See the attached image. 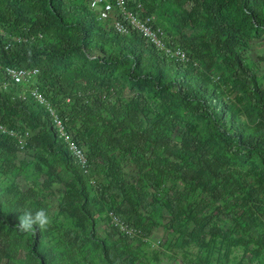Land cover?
<instances>
[{
    "label": "trees",
    "instance_id": "16d2710c",
    "mask_svg": "<svg viewBox=\"0 0 264 264\" xmlns=\"http://www.w3.org/2000/svg\"><path fill=\"white\" fill-rule=\"evenodd\" d=\"M89 1L0 0V83L38 69L88 159L26 88L0 92V264H264V86L246 55L264 50V0H126L185 60ZM38 208L46 228H15ZM110 212L168 237L160 250L129 240Z\"/></svg>",
    "mask_w": 264,
    "mask_h": 264
},
{
    "label": "built area",
    "instance_id": "2783aa9c",
    "mask_svg": "<svg viewBox=\"0 0 264 264\" xmlns=\"http://www.w3.org/2000/svg\"><path fill=\"white\" fill-rule=\"evenodd\" d=\"M89 5L91 6V11L98 16L100 21L109 22L111 27L117 32L121 34H128L130 31L129 29L133 28L141 33L145 39L157 48L164 50L167 53H171L173 56L179 57L181 60H185V54L180 50L172 52V50L167 47L164 34H158L159 31H155L151 26V22L154 21V18L148 17L146 20L140 19L136 13L127 8L126 0H90ZM14 41L20 42L21 39L14 38ZM6 75L7 80L0 83V92L5 91L11 83H15L23 87L27 86V90L32 97H34L41 106L49 110L54 122L62 132V136L64 137L70 152L73 153L78 163L85 168L88 161L87 156L76 146L72 136L67 134L65 127L58 116V111L54 109L51 100L44 97L38 91L37 85L33 86L34 81L37 80L39 75V70L7 68ZM68 102H70V100H68ZM0 131L2 133L7 132V130L3 127H0ZM13 134L14 133L12 132L11 135ZM20 143L22 145L21 148H23L25 140L20 139ZM108 217L110 219V225L116 229L119 234L123 235L127 239H139L146 244L152 243L153 238L151 234L146 233L135 225L124 222L114 212H110Z\"/></svg>",
    "mask_w": 264,
    "mask_h": 264
},
{
    "label": "rangeland",
    "instance_id": "374dc122",
    "mask_svg": "<svg viewBox=\"0 0 264 264\" xmlns=\"http://www.w3.org/2000/svg\"><path fill=\"white\" fill-rule=\"evenodd\" d=\"M88 8L91 10V6L88 4L87 5ZM190 9V7H188ZM259 43H256L255 46H253L251 48V50L247 51L246 55L247 57H249V59L251 61L254 62V64L257 65V67L259 68V77H260V81L261 83L263 84L264 86V61L261 60V58H263L264 56V50L260 47V46H257ZM36 86L37 85V80L34 81L33 83V86ZM24 88H28L27 86H25ZM85 152V151H84ZM86 153V152H85ZM29 159V158H27ZM26 157L24 156L23 153L19 154V160H20V163L21 162H26L27 161ZM30 160V159H29ZM131 169L130 168H126V172L130 171ZM22 186L24 189H27L26 187V183H22ZM49 201L51 202V205L54 207V208H57V202H58V199L56 198H50ZM100 230V234L103 235V228L99 229ZM165 229L164 228H161V229H158L156 231H154L151 235H152V243L151 245L154 247V250H160L158 249L159 246H161V243L165 240L167 236V233L164 232ZM195 246L191 249V251H195ZM153 264H185V262L183 261L182 258H176V259H171L170 257H166V256H161L160 257V260L154 262Z\"/></svg>",
    "mask_w": 264,
    "mask_h": 264
},
{
    "label": "clouds",
    "instance_id": "9594fccd",
    "mask_svg": "<svg viewBox=\"0 0 264 264\" xmlns=\"http://www.w3.org/2000/svg\"><path fill=\"white\" fill-rule=\"evenodd\" d=\"M49 223L50 217L44 208H38L35 210L24 209L20 210L18 223L15 228L22 232H27L34 229H44Z\"/></svg>",
    "mask_w": 264,
    "mask_h": 264
}]
</instances>
